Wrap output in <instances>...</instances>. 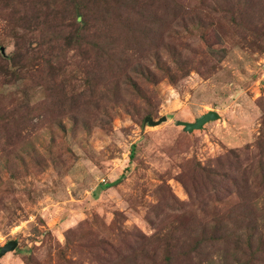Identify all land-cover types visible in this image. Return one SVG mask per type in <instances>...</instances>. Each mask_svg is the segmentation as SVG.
Listing matches in <instances>:
<instances>
[{"label": "rangeland", "instance_id": "rangeland-1", "mask_svg": "<svg viewBox=\"0 0 264 264\" xmlns=\"http://www.w3.org/2000/svg\"><path fill=\"white\" fill-rule=\"evenodd\" d=\"M74 1L0 0V264H264V0Z\"/></svg>", "mask_w": 264, "mask_h": 264}, {"label": "trees", "instance_id": "trees-1", "mask_svg": "<svg viewBox=\"0 0 264 264\" xmlns=\"http://www.w3.org/2000/svg\"><path fill=\"white\" fill-rule=\"evenodd\" d=\"M66 1V4H67V1L68 3H70L72 5V8L75 10V12H78L80 10V7H78L80 4H82L81 2H78V1H74V0H65ZM83 17V15L81 14H76L75 17H74V21L73 22H70V27H72V34L68 37L67 39V43L69 44H76V45H81L82 44V41H83V30H84V26H83V22L80 21V19ZM53 40H56V39H52L51 41ZM178 60H175V61H172L173 64L177 65L178 64ZM48 64H50L48 62ZM156 66H159L157 63H156ZM9 69V68H8ZM179 70L181 69L180 67L178 68ZM157 70H160V72L163 74V76H167V78L169 79V81L172 83V84H175L177 82V79L175 78L174 75H170L169 73V69H163L162 67H157ZM136 73L140 76V79L155 86L158 82V79L156 77V74L153 73L150 69L146 68V67H138L136 69ZM185 74V71L182 73V75ZM127 82H128V85L129 87L133 90L132 94H140V93H145L139 86V84L136 82V81H133L131 78H128L127 79ZM138 97L144 101L146 100H149V97L146 96V93L143 94V95H138ZM146 118V117H145ZM144 118V119H145ZM3 121V118H0V122ZM218 163H220L219 161H217ZM198 169L199 171H202V172H212V170L209 168H202V167H199L198 166ZM249 228V227H247ZM133 237L135 238H138V235L137 234H132ZM211 237L213 238L212 240H210L209 242L212 243V244H215L217 243V241H226V237H224L223 235H220L219 237H217V235H211ZM251 237H252V234L250 233H247L246 234V244L248 245V247L250 248L251 246ZM153 239V241L157 242V238L155 235L153 237H151ZM167 240L166 238L164 239H160L161 242ZM258 248L260 249L261 246H263L262 244V241L261 239L259 238V241H258ZM162 245V256L161 257H169L168 255V248L166 247V244H161ZM199 246H197L194 251L196 252L197 249H198ZM144 250V249H142ZM220 255L219 257L225 255L226 251L222 250L219 252ZM258 253H264V250H259L255 253H253V256H255L256 254ZM227 257V256H225ZM166 261V260H165ZM168 261H170V259H168ZM107 262L108 264H122L125 262V264H136L135 262V258H133V255H129L125 258H122V257H109L107 258ZM167 262V261H166ZM226 264V263H225Z\"/></svg>", "mask_w": 264, "mask_h": 264}, {"label": "water", "instance_id": "water-1", "mask_svg": "<svg viewBox=\"0 0 264 264\" xmlns=\"http://www.w3.org/2000/svg\"><path fill=\"white\" fill-rule=\"evenodd\" d=\"M1 53H3L2 50H1ZM218 118H219V115L215 111H209V112L199 116L198 118H196L193 122L177 121L175 123V125L181 127L182 130L186 133H192L193 131L203 129L205 124L212 122V121H215ZM165 121H166L165 117H161V119H159L157 121H153L152 118L146 117L144 119V124H147L149 126H156V125H159L160 123L165 122ZM16 246H17L16 241H8L5 245L0 247V259L6 253L14 251Z\"/></svg>", "mask_w": 264, "mask_h": 264}]
</instances>
